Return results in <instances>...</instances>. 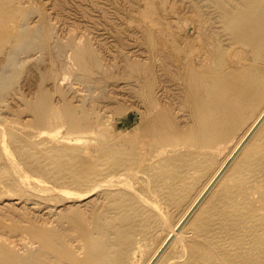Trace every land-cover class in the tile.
<instances>
[{"label": "bare ground", "instance_id": "6f19581e", "mask_svg": "<svg viewBox=\"0 0 264 264\" xmlns=\"http://www.w3.org/2000/svg\"><path fill=\"white\" fill-rule=\"evenodd\" d=\"M25 3L0 0L11 58L49 43ZM68 43L84 71L103 63ZM127 64L115 112H91L75 84V103L41 88L0 115V202L15 199L0 213L28 220L0 233V264H264V0H199Z\"/></svg>", "mask_w": 264, "mask_h": 264}, {"label": "rangeland", "instance_id": "374dc122", "mask_svg": "<svg viewBox=\"0 0 264 264\" xmlns=\"http://www.w3.org/2000/svg\"><path fill=\"white\" fill-rule=\"evenodd\" d=\"M150 1L153 3L152 17L145 14ZM198 1L26 0L24 7L26 12L28 11V15L22 20H27L32 24L35 23L33 26L43 29L40 32L44 38L47 37L45 40L49 42V45L47 42H44L47 44L45 45L37 40H31V44L29 43L27 47L18 49V52L11 58L9 49L15 46L12 41H3V46L6 45V47L2 51L0 50V115L13 116L15 110L26 105L27 100H38L42 89L52 94L54 102L61 101L63 95L59 92L60 87L69 89L67 92L70 94L67 93V95L73 102H77V99L81 97L79 94V97L74 96L75 89L77 87L85 89L87 95L85 90L84 95L87 97H84V101L88 103V108L90 106L94 109L91 108L92 110H90L94 114L96 109L97 112H102V116L107 111H110V113L115 112L114 107L120 100V95H118L120 89H122L120 86L126 84V82L131 84L135 81L136 69L130 67L127 63L136 61L141 57L151 56L155 45L161 39L168 37L169 25L182 20L184 11L191 4ZM49 32L51 33L49 34ZM70 39L82 42V44L84 42L85 44L87 42L91 43L98 55L101 56L100 59L102 58L103 63L101 65L92 63L91 74L84 71L77 64L78 62L72 54H69L71 53L68 43ZM108 67H110V70H108ZM103 71L108 72V74L111 73V79L110 75L108 76L105 73L103 75ZM105 75L106 78H104ZM87 78L88 80H86ZM115 81L118 83L121 81V85L119 86L120 83L118 84ZM113 82H115L114 85ZM2 84L4 87H6L5 85L8 86L4 89L1 86ZM111 89L114 90L115 95ZM98 108L105 109L98 111ZM30 116V114H26L22 118H33ZM9 174L8 171L4 172V175L2 173L0 179L6 180ZM31 192H33L32 186L24 191V193ZM46 194L53 196L55 191L51 190ZM11 201H15V199L1 201L0 211H5L4 206L10 204ZM46 201L50 204L58 202L56 199L49 201L47 198ZM29 204L33 203L29 202ZM168 206L172 210L170 220L176 221L178 219L176 210H173L170 205ZM61 207L62 205L59 206V209ZM38 217L34 218L35 221H39ZM26 218V216L21 217L20 214L8 213L3 215L0 213V226L2 227L0 233L3 236H8L11 231H16L11 230L15 225L28 224ZM50 218H52L50 223L54 224V221H56L55 215ZM194 234V232H191L186 235L193 236ZM181 240H185V237Z\"/></svg>", "mask_w": 264, "mask_h": 264}]
</instances>
